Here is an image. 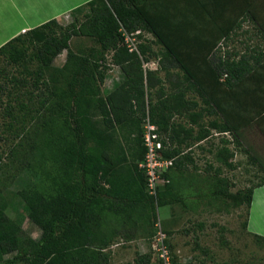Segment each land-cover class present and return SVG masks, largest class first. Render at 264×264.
<instances>
[{
	"label": "trees",
	"instance_id": "trees-1",
	"mask_svg": "<svg viewBox=\"0 0 264 264\" xmlns=\"http://www.w3.org/2000/svg\"><path fill=\"white\" fill-rule=\"evenodd\" d=\"M84 13L68 26L50 20L0 48V57L21 73L10 88L0 80V110L35 121L22 128L19 143L35 181L15 196L41 230L38 239L30 237L8 215L12 202L0 193V264H109L107 250L117 237L154 238L157 207L171 204L194 210L202 200L214 206L231 199L246 210L248 229L254 192L264 186V0H91ZM244 26L257 46L222 53ZM142 33L153 40L131 51L125 34ZM75 37L96 45L74 51ZM26 42L35 48L32 56L22 47ZM64 51L66 61L56 67ZM29 58L39 63L32 80L19 71ZM152 60L156 70L145 68ZM112 65L122 81L104 92ZM214 84L228 89L218 93L224 104L212 98ZM147 119L157 127L162 158L173 160L157 197L139 168ZM214 132L233 142L223 140L227 146L214 153L219 166L208 162L202 174L186 150ZM232 144L262 174L258 184L234 193L223 175L224 168L236 169ZM252 235L264 247V236ZM150 262L140 255L136 264Z\"/></svg>",
	"mask_w": 264,
	"mask_h": 264
},
{
	"label": "rangeland",
	"instance_id": "rangeland-1",
	"mask_svg": "<svg viewBox=\"0 0 264 264\" xmlns=\"http://www.w3.org/2000/svg\"><path fill=\"white\" fill-rule=\"evenodd\" d=\"M88 11L89 7L86 8V12ZM84 14V12L68 14L60 20V24L68 26L75 21V18L81 20ZM248 31H252L251 28L244 26L243 30L221 46L222 53L228 51L239 55L245 52L247 46H257V39L250 40L251 34ZM152 40L151 34L142 33V38H133L132 44L134 47H138L142 42ZM95 45L87 38L77 37L73 38L70 43V47L74 51L78 47L89 49ZM22 47L31 56L35 53V48L30 42H26ZM153 49L156 52L160 50L156 45H153ZM66 58L67 51H64L55 59L54 65L61 67ZM27 63L26 67L19 68V71L26 77L29 73L33 74L32 77H28L32 80L33 77L35 78L34 74H37L39 63L34 58H29ZM145 68L156 70L158 63L152 60L151 63L145 64ZM2 70L7 76L1 73ZM0 73L2 83L9 82L13 76L19 77L21 74L15 66L9 64L7 56L0 57ZM161 76L164 74L161 73ZM122 77L121 69L112 65L101 86L102 90L104 92L111 91L121 83ZM11 82L8 84L9 88L12 87ZM31 89L33 91V88ZM220 92L228 93L229 91L224 85L214 84L211 86L212 98L224 104L218 97ZM34 93L37 94L38 91L34 90ZM194 98L200 102L199 97L195 96ZM7 99L8 97L4 96V105L8 103ZM12 103L14 105V102ZM16 108H18L17 105ZM15 114L14 117H10L6 113L5 107L0 110V193L6 200L12 202L8 215L17 220L30 237L38 239L41 230L28 218L20 204V198L15 196V193L28 188L32 179L35 181V177L26 167L30 160L27 148L19 145L20 136L23 134L22 128L26 126L30 130L35 121H31L29 114L28 116H23L19 112ZM14 118L17 120L13 121ZM211 119V117H206L204 122ZM225 139L233 140L228 134L214 132L207 140L186 150L191 152L195 165L201 173L205 170L208 162L213 163L215 167L219 166L215 161L214 153L226 145L223 141ZM229 147L235 151L236 169L229 171L224 168L223 175L233 181L232 192L258 184L262 174L256 167L248 163L247 155L237 150L238 148L236 149L234 144ZM190 168L193 169L192 166ZM195 198L193 196L190 201H194ZM213 202L214 206H209L202 200L199 207L194 210L186 208L183 203L157 207L156 236L152 239L138 236L131 241H126L122 236L117 237L107 250L110 254L109 264H136L140 255H148L151 259L150 264H264V247H259L253 233L243 226L247 220L246 210L234 207L231 199ZM193 206L196 205L193 204ZM259 223L261 222L259 221Z\"/></svg>",
	"mask_w": 264,
	"mask_h": 264
},
{
	"label": "crops",
	"instance_id": "crops-1",
	"mask_svg": "<svg viewBox=\"0 0 264 264\" xmlns=\"http://www.w3.org/2000/svg\"><path fill=\"white\" fill-rule=\"evenodd\" d=\"M91 0H0V48L50 20L85 12ZM259 221L261 223H259ZM248 230L264 236V186L254 192Z\"/></svg>",
	"mask_w": 264,
	"mask_h": 264
},
{
	"label": "built area",
	"instance_id": "built-area-1",
	"mask_svg": "<svg viewBox=\"0 0 264 264\" xmlns=\"http://www.w3.org/2000/svg\"><path fill=\"white\" fill-rule=\"evenodd\" d=\"M125 37L126 41L130 43V50L136 49L137 47H134L132 44L134 37L132 38V36L127 34H125ZM144 146L146 154L143 161L139 163V168L147 177L148 193L151 196L157 197L159 187L169 183L163 177V174L173 165V160L162 158L161 151L163 150V144L159 139L157 127L151 124L149 119L146 120L144 125Z\"/></svg>",
	"mask_w": 264,
	"mask_h": 264
}]
</instances>
